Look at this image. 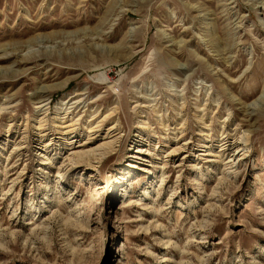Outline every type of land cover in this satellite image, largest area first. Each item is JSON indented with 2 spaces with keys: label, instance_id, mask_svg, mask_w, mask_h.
Wrapping results in <instances>:
<instances>
[{
  "label": "rangeland",
  "instance_id": "1",
  "mask_svg": "<svg viewBox=\"0 0 264 264\" xmlns=\"http://www.w3.org/2000/svg\"><path fill=\"white\" fill-rule=\"evenodd\" d=\"M1 55L0 264H264V0H0Z\"/></svg>",
  "mask_w": 264,
  "mask_h": 264
},
{
  "label": "bare ground",
  "instance_id": "2",
  "mask_svg": "<svg viewBox=\"0 0 264 264\" xmlns=\"http://www.w3.org/2000/svg\"><path fill=\"white\" fill-rule=\"evenodd\" d=\"M42 42V40H41ZM44 42H48V41H44ZM44 42H42V44H44ZM49 43V42H48ZM57 43V42H56ZM41 44V43H40ZM46 46V45H45ZM27 48V47H26ZM6 54V53H5ZM4 54V55H5ZM6 56V55H5ZM11 57V56H10ZM6 59V57H3L2 55L0 56V60H4ZM40 93H46L45 90H41ZM80 96H83V95H75V98L73 99H76ZM72 99L69 100V102L71 101ZM68 102V103H69ZM83 103V102H82ZM80 101L76 100L74 101L73 103L70 104V106L72 105L74 108H78L79 106H81L82 104ZM40 105L43 104V102H40L39 103ZM69 105V104H67ZM44 108V105L43 107H39L38 109H43ZM181 109V108H180ZM114 115V117H116L115 115H117V108H112L111 109V113H110V117H112ZM106 117V116H105ZM108 118H103L102 121L96 123L94 125V127H90L89 128V131L88 133L89 134H92L93 137H89L87 139V141L83 144V145H90L93 143H97V141H103L102 144L96 146L95 148H91V149H87L85 151V149H81L82 151L80 152H74L73 155H77V159H82V161L80 160L78 163H82L83 165L85 166H89L92 164V161L93 163H98L101 161V159H103L102 157L104 156V154H108L110 152H112L114 150L113 148V144L116 143V141L118 140V136H119V132H118V122H114L115 124L111 125L108 127L107 131L105 132V134H103V136H100V139L98 140V134L100 133L101 131V128L103 127V124H105V122L107 121ZM66 123V122H65ZM62 122L61 126L57 127L59 128L62 132H64L65 134H69V133H72L74 132L72 127H73V124L72 123H69V124H65ZM41 129V128H40ZM39 129V130H40ZM103 129V128H102ZM88 136V135H87ZM246 138V137H245ZM245 140V139H244ZM243 140V141H244ZM245 143H247V140L244 141ZM99 150H102L103 152L101 154H99L98 156L96 155V152H99ZM182 150L181 147H177V148H174L172 149L169 153H167L169 156H172V155H176L178 152H180ZM136 153H140L139 151H137ZM94 161H97V162H94ZM82 232V230H81ZM86 232V231H85Z\"/></svg>",
  "mask_w": 264,
  "mask_h": 264
}]
</instances>
